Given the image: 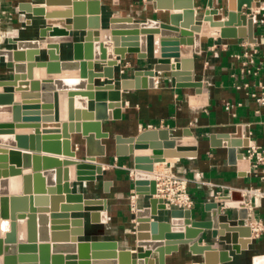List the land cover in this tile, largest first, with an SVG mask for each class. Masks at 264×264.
I'll return each instance as SVG.
<instances>
[{"label": "water", "instance_id": "1", "mask_svg": "<svg viewBox=\"0 0 264 264\" xmlns=\"http://www.w3.org/2000/svg\"><path fill=\"white\" fill-rule=\"evenodd\" d=\"M103 1L20 2L19 11L30 21L11 31L0 48L5 69L0 145L12 148H0V264H156V258L165 264L180 245L201 257L195 264H235L243 255L251 264L252 233L241 190L215 196L203 212L168 208L156 197L155 165L197 157L200 141L190 128L181 136L167 128L113 136L116 156L132 158L131 192L141 197L134 212V250L122 249L117 241L85 239L86 220L96 225L109 218L107 200L86 197L81 186L105 174L98 160L107 157L102 141L111 136L102 128L122 119V91L153 89L155 76L164 74L172 87L185 89L191 106H208L203 83L195 79V54L206 38L257 43L255 18L247 11L261 0H227L225 19H215L223 12L215 6L219 0H151L155 16L143 21L107 18ZM66 53L72 59H63ZM42 54L45 59L39 60ZM127 55L146 65H136L132 78H121L118 61ZM77 135L83 160L72 145ZM210 140L212 147L227 148L231 163L249 169L242 152L249 138L242 126ZM111 186L104 181L103 192ZM231 209L237 210L236 219L226 212Z\"/></svg>", "mask_w": 264, "mask_h": 264}, {"label": "crops", "instance_id": "2", "mask_svg": "<svg viewBox=\"0 0 264 264\" xmlns=\"http://www.w3.org/2000/svg\"><path fill=\"white\" fill-rule=\"evenodd\" d=\"M24 1L31 0H3V7L9 13L6 18L2 17L3 30L10 32L25 27L30 21L31 16L24 15L18 9L19 3ZM219 3L215 6L222 8L223 12L215 19H225L227 0H219ZM103 8L107 18L131 16L135 21L153 18L156 13L151 0H119L117 6H114L111 0H104ZM256 10H260V13L254 12L253 15L260 20L264 14V0L257 4ZM247 12L250 16L253 11ZM30 29L28 28L29 33ZM262 32L264 25L256 24V36L258 37ZM244 42L247 40L206 38L202 42L201 53L195 54V79L203 83L204 92L209 98L208 106H191L188 95L183 91L185 89L172 87L164 74L155 76L156 87L153 89L122 91V119L106 122L102 128L103 132L111 136L110 139L102 141L107 146V157L98 160L103 165L105 174L97 182H89L81 186L86 197H101L107 200L109 221L107 224L92 225L86 220V227L89 226L90 231L85 236L86 240L117 241L122 249L135 248L136 221L132 210L133 194L130 187V180L133 178L130 173L133 169L132 158L116 156L113 139L115 135L135 137L147 129L167 128L174 135L181 136L184 129L190 128L200 141L197 157L174 163L173 169L189 179V192L195 201V211L203 212L204 205L208 201L218 195H228L234 189L245 191L254 187L264 192V181L249 176L248 170L244 171L238 163H231L227 148L212 147L210 140L212 134L234 133L238 126H242L244 135L264 148V104H260L256 98L250 96L252 93L259 94V83L264 84V45L259 44V53L255 56L254 63L249 64L241 73L242 59L239 61L236 55H242L241 44ZM180 48L185 49L186 45H181ZM44 56L42 54L39 60L45 59ZM62 57L72 59L71 53H66ZM114 58L118 59L117 56ZM172 61L174 62V59ZM136 65L145 66L146 62L138 60L136 55H127L126 60H119L118 73L121 78H132L133 72L137 69ZM4 71L3 64L0 63V74ZM100 81L105 82L106 79L102 77ZM244 85H247L246 89H237V86L244 87ZM54 93L57 94V91ZM227 104L235 105L233 111L226 110ZM77 139L73 141V149H76L77 157L83 160L84 146L81 135H77ZM0 148L12 149L3 145H0ZM28 152L45 154L30 150ZM242 152L245 153V149ZM48 156L60 160L70 158L64 155L48 154ZM237 162H239L238 157ZM159 167L161 164L155 165L154 175ZM244 172H246L245 177H243ZM104 181L112 182L109 193L103 192ZM140 199L141 197H137L136 209L141 208ZM226 212L231 218H237L236 209ZM249 215L251 221L260 220L264 224V196L259 199L258 207L250 211ZM207 233L210 234L209 231ZM252 241L250 250L254 256L251 264H264V231L259 238ZM152 256L156 257V254ZM248 258V255L240 256L235 264H249ZM200 261V256L192 254L187 246L180 245L179 252L166 256L165 264H195ZM156 264H158L157 258Z\"/></svg>", "mask_w": 264, "mask_h": 264}, {"label": "built area", "instance_id": "3", "mask_svg": "<svg viewBox=\"0 0 264 264\" xmlns=\"http://www.w3.org/2000/svg\"><path fill=\"white\" fill-rule=\"evenodd\" d=\"M260 13V10L257 11L256 9L253 10L252 16L255 18V24H262L264 25V14L263 17L258 20L256 15L253 13ZM25 15V14H24ZM9 16L7 10L3 7V0H0V48L5 44L7 40L8 34L11 32H7L1 28L2 17ZM259 44L264 45V32H262L257 37V43L251 44L249 42H244L241 44L242 55H236L239 59H242L240 66H241V73H243L249 66V64L254 63L255 56L259 53L258 46ZM246 89L247 85L244 87L237 86V89ZM260 92L259 94L252 93L250 96L252 98H256L257 102L260 104H264V84L259 83ZM235 108L234 104H227L226 110L233 111ZM249 138V145L245 148L244 157L249 162V169L248 175L257 177L259 180L264 181V148L257 145L253 142L250 137ZM133 175V171L130 172ZM156 177V189L157 194L156 197L162 199L168 208H176V209H185L191 210L194 209L195 201L189 192V179L183 175H179L173 169V164L163 163L161 167L155 173ZM242 194L245 198L246 208L248 213L250 211H254L259 204V199L264 196V192L261 191L260 188L251 187L247 190H243ZM136 200L137 196L132 195V210L135 212L136 210ZM249 227L251 228V239H257L261 236V233L264 231V224L260 220H250L246 221Z\"/></svg>", "mask_w": 264, "mask_h": 264}, {"label": "bare ground", "instance_id": "4", "mask_svg": "<svg viewBox=\"0 0 264 264\" xmlns=\"http://www.w3.org/2000/svg\"><path fill=\"white\" fill-rule=\"evenodd\" d=\"M160 168V167H159ZM159 170V169H158ZM156 178V177H155ZM258 264H260V263H258Z\"/></svg>", "mask_w": 264, "mask_h": 264}]
</instances>
